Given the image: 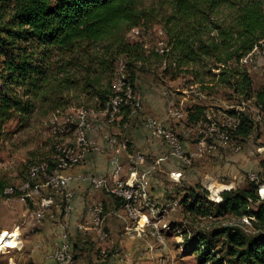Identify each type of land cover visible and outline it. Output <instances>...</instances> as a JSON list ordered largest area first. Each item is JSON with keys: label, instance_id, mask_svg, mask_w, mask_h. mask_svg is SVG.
Returning a JSON list of instances; mask_svg holds the SVG:
<instances>
[{"label": "trees", "instance_id": "1", "mask_svg": "<svg viewBox=\"0 0 264 264\" xmlns=\"http://www.w3.org/2000/svg\"><path fill=\"white\" fill-rule=\"evenodd\" d=\"M171 3L172 13L164 26L168 50L150 52L160 59L163 73L172 79L187 76L186 81L197 84L205 98L221 87L241 101L253 99L264 117V81L255 89L246 62H241L256 52L254 47L264 45V0ZM150 16L152 11L140 7L138 0H0V130L13 114H30L37 104L52 115L73 103L76 110L109 115L107 102L115 95L119 61H124L134 90L136 72L146 61L142 43L130 42L125 33ZM90 98L95 103L86 105ZM119 104L117 115L121 109L130 114L122 99ZM185 110L186 125L206 120L205 104L194 102ZM242 111L238 124L228 131L231 140L247 137L252 130L251 118ZM48 164L52 170L56 161ZM256 186L249 181L243 188L224 189L219 202L207 199L206 189L184 191L179 199L183 219L231 214L235 219L247 218L250 227L239 220L202 229L179 225L183 252L195 254L199 264H264V200L254 192ZM4 188L0 182V195ZM220 192L210 198L219 199Z\"/></svg>", "mask_w": 264, "mask_h": 264}, {"label": "rangeland", "instance_id": "2", "mask_svg": "<svg viewBox=\"0 0 264 264\" xmlns=\"http://www.w3.org/2000/svg\"><path fill=\"white\" fill-rule=\"evenodd\" d=\"M138 2L140 7L151 10L152 16H150V19L146 22L142 20V22H144L142 26L128 29L125 33L126 38L130 42L139 41L142 43L144 55L146 56V61L143 63V69L141 72H136L135 81L137 85L134 84L135 92L139 94L140 97L142 111L132 114L135 116L129 114L130 116L126 119L129 125L124 128L126 130V135L120 136L111 128L121 121L119 115L113 122L103 124L100 123L98 118L97 121L100 124L97 125V122L92 118V115L95 112H86L82 109L76 110L77 105H75V103H73V107H69L67 110L65 109V112L55 115H52L51 110L49 109L47 111L44 110L45 106L42 104H37L32 113L23 115L13 114V117L6 121L1 127L0 182L4 184V189L10 188L14 192L4 193L5 195H9L7 197L4 194V196L0 195V264H14V262L15 264L44 263L37 259V255L31 256L25 245V240H29V236L37 231L38 224V218L36 217L38 204H33L32 201L28 199H34V201L40 202L42 198L47 197L48 200H52L51 205H53L55 203L59 204L58 194H54L55 192L51 190V186L46 184L44 173L42 172L41 175L40 171L37 173V176L30 180L31 184L35 183L40 186V191L37 196L25 195L22 188L23 184L30 177L28 171L32 165H39V163L47 164V173H50L54 170L61 169L59 164L61 165L62 161L65 160V154L67 151L69 153L78 152L75 150L76 148L79 149L75 135L76 124H69V119L78 120L79 115H84V118L87 121H95L93 129L98 131L100 135L107 133L116 136L120 143L132 144L130 143L131 138H129L128 135L130 136L133 130H138L137 127H141V124L144 125V118L148 117V115L142 116L145 113L156 116L162 113L167 115L168 109L171 107L182 108L185 110L190 104L198 102L205 104L207 107V115H210L212 118H218V115H221L219 112H226V110L230 109V106H239L243 109L242 112L248 114L252 120V130L250 134L247 137H238V139H235L241 147L240 150L234 152L228 148L217 146L213 152L215 154H213L211 150V153L202 154L201 160L197 161L193 159L195 158V153L193 155L191 154V156L190 153H187L186 156L190 158V163H182V165L191 168L197 167L201 173H191L190 171L192 170H189V177L181 178V171L183 168H179V176H175V178L171 179H175V181H177L176 183L181 184L179 189H183V192L179 193V198L177 197L178 199L175 200L179 204V199L184 191H188L192 188L199 193H203V189H206L207 191L206 193H203V195L213 202H219L222 198V191H219V199H211V193L204 186L205 180L210 179L219 182L222 185L223 183L231 184L229 182L234 180L235 184L232 183L230 188H243L246 187L247 183L250 181L248 178L249 172L257 173L258 182L256 185H262L260 187V194L264 196V117L258 113V109L254 105L253 99L241 101L244 100L242 97L236 98L235 96H232L229 89L221 87L216 88L214 93L205 98L197 91V84L191 86L186 81L187 76L184 77L183 75H180L175 79L170 78L169 75L166 76L163 73V66L162 63L160 64V59L156 58L154 54L150 52L155 50L158 53H163L168 50V48L165 47L163 52H160V50H162L160 48L162 47L161 42L166 45L167 36L164 31V26L167 15L172 13L171 0H138ZM247 59L248 63L246 64V68L253 81V87L255 89L259 88L261 82L264 81V53L255 52ZM218 72L217 69L212 70L213 74L217 75ZM205 77L208 79V76ZM102 83H104L103 85H106V81H102ZM2 86L3 82L0 79V89ZM141 88H143V90ZM82 97L83 99L85 98L89 100L84 94H81L80 98ZM191 100L192 102H190ZM95 101L94 98H90V102L88 101L86 105H92ZM105 115L108 119L111 118L107 116V113ZM138 115H140V117ZM141 117L143 120H140ZM112 118H114V116ZM175 120L177 123L176 121H170V125L175 123L177 126L172 129L177 131L179 124L185 123L186 119ZM59 128L60 132L57 133ZM180 132L181 129L178 130V134H180ZM196 138L197 135H192L187 140L192 144L195 142ZM59 153H62V155L60 156ZM218 156H221V158ZM143 157L145 160L144 155ZM170 157L177 160V158L171 155ZM54 160L56 161V165L52 170H49L50 165L48 164V161H53L55 163ZM147 178L148 175L145 176V180ZM230 188L224 189L226 190ZM257 189L258 188H256L254 192L258 196ZM18 192H21L22 196H19ZM149 195L152 201L161 205V203H157L152 198L150 192ZM25 198H27V200ZM180 209H183L182 206ZM181 210H170L168 213H165V215L161 217V220H165L166 224L164 227L162 225L160 226L164 235L162 236L165 246H167V242L168 248L174 251L172 255L176 264H199L196 260L195 254H185V252H183L182 229L179 225H181V227L183 226V229L187 228L190 230L196 228L202 229L205 226H212L214 223H232L239 220L244 227H250L248 223L242 220L247 219L245 217L242 218L243 216L235 219L231 214H228L214 218H187V220H185L183 219L182 213H180ZM45 214L46 213H44V216ZM15 226H19V240L22 242V247L20 244H17L15 247L16 242L14 241V244L11 245L10 243L11 246H6V248H4V245H2V239L9 232L13 231ZM153 240L155 241V239ZM177 244L179 245L176 246ZM160 251L161 253L158 257L162 256V250ZM166 252L165 249V253ZM46 253L49 252L46 251L44 254ZM67 253L68 255L71 254L68 248ZM165 255L168 256L169 252ZM172 255L170 254L169 256Z\"/></svg>", "mask_w": 264, "mask_h": 264}, {"label": "crops", "instance_id": "3", "mask_svg": "<svg viewBox=\"0 0 264 264\" xmlns=\"http://www.w3.org/2000/svg\"><path fill=\"white\" fill-rule=\"evenodd\" d=\"M134 84L137 85L136 81L134 82ZM143 88L141 89L143 90ZM190 102H192V100ZM115 115H117V113L113 115H107L111 117L108 119L105 115V112L102 111L94 113L92 115V118H94L97 123H99L97 121V119L99 118L100 123L103 124L107 122H113L119 115L121 121L111 128L120 136L126 135V130L124 128L129 125L126 119L130 115H135H132L131 113L129 115L124 109H121L120 113L117 116ZM144 115L157 117L163 120L166 125L171 126V128H176L175 126H177L175 123L173 125H170V121L174 122L176 120L170 119L167 115H165V113L157 116L145 113L142 116ZM113 116L114 118H112ZM138 116L140 117V115ZM140 120H143L142 117ZM137 129L138 130H133L130 136L128 135V137L131 138L130 143L132 144L128 143V145L125 143V145L124 143H120L117 138H114L111 141L112 151L117 150L118 152L116 153V156H121V161H118L117 164L115 181L130 183L128 181L133 180V174H136V151H140V162L145 161V163L139 166V169L141 170H138L137 176H142L143 183L148 188L152 198L157 203H162L172 199H178L179 193L183 192V189L180 190L179 187L181 186V184L176 183L177 181L171 178L179 176L178 170L180 171V167L183 168V170L181 171V178L189 177V170H192L190 171L191 173L197 174L201 173L200 170L197 167L191 168L189 166L182 165L178 160L170 157L166 144L159 138V136L156 137L150 131L143 128L142 124L141 127H137ZM179 129L180 124L178 130ZM184 134L185 129H181V132L178 135L182 138ZM103 135L104 133L100 135V133H98V131H95L94 129L88 132V137L99 145H104ZM196 142L197 138L192 144H190L188 140H185L184 143L186 150H193L196 146ZM240 148L241 147L238 146L237 151H239ZM201 149H203V147ZM75 150L79 151L78 148H76ZM141 154L145 156V160L143 155ZM191 154L193 155L194 153H190V156ZM218 157L221 158V156ZM186 158L187 160L183 164L190 163V158L187 156ZM108 159L109 152H91L87 155L84 162H81L80 158L79 162L72 169L66 170L63 173L69 175L70 177H73L74 175L80 173H92L97 176H105L111 170ZM157 160L158 163H153ZM152 163L154 169L150 174V181L149 177L145 180V169L149 168ZM214 183L220 184L219 182L209 179L205 180L204 186L212 192V190L209 189L207 185H213ZM229 183L235 184L234 180H231ZM231 184L223 183V185H220L226 186V188H230ZM69 186L73 191L74 210L69 214H64L61 209L62 207L60 201L59 204L55 203L51 205L52 200H48L47 197H45L46 206L45 208H42V210L44 211V213H46V217L43 213L37 219V231L29 236V240H25L26 248H28L31 256L37 255V259L43 261V264H53V261L48 258V255L56 245L57 247H59L61 242H65V237L63 234L65 233L67 238L66 245L68 250L72 254V264L157 263V257L160 255L161 251L159 250L156 242L150 236L144 237L139 235L133 227L127 229V226H129L130 224H133L131 226H140L145 230H147L148 226L140 225L139 222L130 223L124 215L119 199L105 193L104 191L92 189L86 183H78L76 181H72ZM51 190L57 193L59 197L64 198L62 194L63 192L56 191L52 187ZM98 201L102 203V219H105V221H101V223L98 224L97 230V226H93V224H86L84 223V221L86 220L85 218L88 207ZM150 203L152 209L161 208V205L156 204L152 200H150ZM179 210L181 209L179 208ZM180 213H182V211H180ZM142 218L153 219L154 216L152 210L143 209ZM162 222H160V224L164 227L166 222L165 220H163ZM98 231H107L109 237H103L102 233ZM12 232L13 231L9 232L6 236L11 235ZM14 241L15 238H13L12 235L10 237H6V246H11L12 244H14ZM166 244L167 246L165 247V249L167 252L165 254H168L169 252V255H172L174 251L168 248L167 242ZM20 245L22 247V244ZM178 245L179 244H177L176 246ZM46 251H48L49 253L44 254ZM128 253H130V255Z\"/></svg>", "mask_w": 264, "mask_h": 264}, {"label": "built area", "instance_id": "4", "mask_svg": "<svg viewBox=\"0 0 264 264\" xmlns=\"http://www.w3.org/2000/svg\"><path fill=\"white\" fill-rule=\"evenodd\" d=\"M160 47L162 50L165 49L166 45H164L163 42H161ZM256 48V53L261 52L264 53V45L263 42L260 43V46L254 47ZM241 62L248 63V59L243 57L241 59ZM120 66V65H119ZM118 66V67H119ZM118 83V80H117ZM117 85V84H116ZM108 110H112V101L110 99L108 100ZM230 109H234L236 112L234 114H228L227 112H219L221 115H218V118H212L210 115H206L205 122H196L194 124L186 125L185 123L180 124V129H188V138H181L178 137V130L175 131L171 127L167 126L163 120L149 116L148 115V124L142 125L143 128L150 131L154 136H159V138L165 143V142H173L174 143V150L172 151H180V158L177 159L181 164L186 162V154L187 153H195V160L201 159V148L202 147H211L212 153L215 151L217 146H222L223 148H228L234 152H237V147L239 146V143L236 140H228V131H230V123L232 122H238V111L243 110L239 106H230ZM142 111V107L137 104V111L136 113H139ZM167 116L173 119L177 120H183L186 119V111L182 108H169L167 112ZM95 121H85L84 118H81L79 120H71L69 119V124H82L86 125V146L82 151H78L76 153H67L66 156H68V161L74 159V157H81V162H84L87 155L91 152L101 153V152H109V159L108 162L111 166L110 172L105 176H97L92 173H80L77 175H74L73 177H58V180H52V183H57V186H65L68 190H70V197L68 198H61L58 196V199L61 203V209L64 214H69L74 210L73 205V191L70 188V183L72 181H76L78 183H86L88 184L92 189H98L103 191V187H111L112 184H116L115 182V174L117 173V164L118 161H121V156H116V151H112L111 148V141L112 139L116 138L114 135H110L107 133H104L103 139H104V145H99L92 139L88 137V132L92 130L95 126ZM100 123H97L99 125ZM102 124V123H101ZM179 129V130H180ZM60 132V128L58 129L57 133ZM192 135H197V142L196 146L193 150L187 151L185 148V140L189 139ZM166 158V157H164ZM145 162H140V151H136V157H135V166H136V174H133V180H137L138 170L139 166L144 164ZM153 163H158L157 161H154ZM153 163L149 166V168L145 169V175H148L149 181H150V174L153 172ZM66 164V163H65ZM42 175V171H40ZM248 178L250 181H253L255 183L258 182V175L254 172L248 173ZM131 182V181H128ZM262 185L256 186L257 194L261 200H264V196L260 194V187ZM121 191H127V188H120L119 192H116V198L120 200ZM128 194H132L133 192H128ZM220 198V197H219ZM32 201L33 204H38L39 210L37 211L36 217L39 218V215L42 212V208H45L46 206V198H42L40 202L34 201V199H28ZM161 207L165 208V210H178L180 208V205L177 203L175 199L168 200L161 203ZM127 208H135V218L136 217H142L140 214V209L136 208V202L132 203V205H127ZM152 208V207H151ZM103 209L102 203L100 201L93 203L90 205L87 209L86 214V220L84 223L86 224H93V226H97L98 230V221H105V219H97L95 218V211ZM242 219V218H241ZM244 222L250 224V221L248 219H242ZM157 221L158 219L154 218L153 221V231L158 232L157 229ZM19 226H15L14 230L11 234L12 237L15 238V247L17 244H22L19 240ZM102 233L103 237H109L107 231H98ZM64 234L65 237V243H66V234ZM164 236V235H163ZM8 237V236H6ZM2 244H4V248H6V238L2 239ZM65 246V244H64ZM14 247V249H15ZM165 247H162V257H157V263L161 264L162 260H169L171 264H176L175 259L172 256H165ZM130 255V253H128ZM48 258L51 259L54 263H61V264H72V256L70 255H63L61 254V249L55 248L49 253Z\"/></svg>", "mask_w": 264, "mask_h": 264}, {"label": "bare ground", "instance_id": "5", "mask_svg": "<svg viewBox=\"0 0 264 264\" xmlns=\"http://www.w3.org/2000/svg\"><path fill=\"white\" fill-rule=\"evenodd\" d=\"M162 52V50H160ZM117 72H116V78L114 81V92L115 95L111 97L110 101H112V110L110 114L117 113V107L118 104L121 102V99L123 100L124 104H127L130 108V113H136L137 111V104L141 107L140 104V97L139 94L135 92L133 89V86L131 85L127 75L125 74V64L123 60H120L117 64ZM118 80V83H117ZM117 84V85H116ZM122 104V103H121ZM120 105V104H119ZM108 107V106H107ZM119 108V107H118ZM110 111V110H109ZM84 118V115H79L78 120ZM85 119V118H84ZM85 121H87L85 119ZM239 122V119H238ZM238 122H232L230 123V126L233 127L238 124ZM144 124H148V118L144 119ZM75 135H76V143L79 147V151H82L84 147L86 146V125L82 124H76L75 125ZM178 137H180L178 135ZM182 138H188V129H185V134ZM113 143V142H112ZM167 145L170 155L179 159L180 158V151H172L174 150V143L173 142H165ZM212 148L211 147H203L201 149V154L203 153H211ZM66 151V149H65ZM118 151L116 150V153ZM68 153V151H67ZM66 153V154H67ZM65 154V160L62 161L60 166V170H54L50 173H47L48 167L47 164H40L39 165H32L29 168L28 174L29 178L28 180L23 184V191L24 194L27 196H37L40 191V186L36 185L35 183L31 184L30 180L33 179L35 176H37V173L39 171H42L44 173V179L47 185H50L52 188H54L56 191L63 192V197L68 198L70 197V191L65 186H57V183H52V180H58V177H70L67 174H64L63 172L66 170L72 169L80 160L81 157H74V159L68 161V156ZM187 160V158H186ZM66 163V164H65ZM116 184H112L111 187H103V191L107 194H110L114 197H116V192L120 191V188H127V191H121L120 195V203L122 210L124 212L125 217L130 223L139 222L140 225L148 226L147 230L143 229L140 226H131L133 224H130L127 226V229H130V227H133L134 230L137 231V233L141 236H150L151 238L155 239L157 242V245L159 247V250H162V247L165 246L164 240H163V232L161 231V224L162 222L161 217L165 215V213H168L170 210H165V208L161 207L159 209H152L151 203H150V195L148 192V189L146 185L143 183L142 176H137V180H132L130 183H122L120 181H115ZM45 184V185H46ZM209 189L212 190L209 191L213 196H215L221 189L226 188V186H222L220 184L214 183L207 185ZM222 191V190H221ZM12 189H4V193H12ZM128 192H133L132 194H128ZM136 202V208L140 209V214L142 215L143 209H150L153 212V216L155 219H158L157 221V229L158 232L153 231V219H143L142 217H136L135 218V208H127V205H132V203ZM102 212L103 210H97L95 211V218L102 219ZM44 213L42 210L39 217ZM101 221H98V224H100ZM163 223V222H162ZM167 229V228H166ZM174 230V229H173ZM13 235V234H11ZM9 235L8 237H10ZM180 236V235H179ZM6 238V236L4 237ZM14 238V236H13ZM65 244V246H64ZM57 247V245H56ZM57 249H61V254L68 255L67 253V245L65 242H61L59 247ZM162 257V256H160ZM161 264H171L169 260H162Z\"/></svg>", "mask_w": 264, "mask_h": 264}]
</instances>
